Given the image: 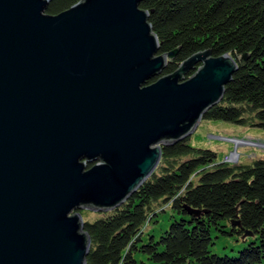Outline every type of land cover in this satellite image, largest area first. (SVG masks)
Masks as SVG:
<instances>
[{"label":"water","instance_id":"obj_1","mask_svg":"<svg viewBox=\"0 0 264 264\" xmlns=\"http://www.w3.org/2000/svg\"><path fill=\"white\" fill-rule=\"evenodd\" d=\"M50 1L0 0V264H85L80 211L122 205L248 58L206 49L164 74L176 50L143 0Z\"/></svg>","mask_w":264,"mask_h":264},{"label":"trees","instance_id":"obj_2","mask_svg":"<svg viewBox=\"0 0 264 264\" xmlns=\"http://www.w3.org/2000/svg\"><path fill=\"white\" fill-rule=\"evenodd\" d=\"M77 1L51 0L46 13ZM140 7L149 13L159 53L176 50L164 74L198 51L236 60L247 53L203 119L264 130V0H143ZM188 140L161 146L155 171L122 205L84 221L90 237L85 264H145L137 255L150 264H264V159L217 163L216 152ZM156 203L168 206L172 218L157 238L146 237L142 229ZM186 206L205 212L188 214ZM220 236L246 244L237 255H219L209 247Z\"/></svg>","mask_w":264,"mask_h":264},{"label":"rangeland","instance_id":"obj_3","mask_svg":"<svg viewBox=\"0 0 264 264\" xmlns=\"http://www.w3.org/2000/svg\"><path fill=\"white\" fill-rule=\"evenodd\" d=\"M188 138L190 145L216 152L217 163L224 161L231 165L252 164L257 159H264V130L259 127L202 119ZM152 207L149 221L142 231L146 237L152 234L157 238L168 227L172 213L168 206L162 207L156 203ZM100 215L99 212L83 210L82 218L84 221H92ZM248 238L249 236L246 239ZM242 239L232 236L213 237V244L209 249L219 255H237L238 250L246 244ZM136 257L145 264H150L143 255Z\"/></svg>","mask_w":264,"mask_h":264}]
</instances>
